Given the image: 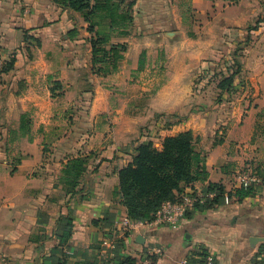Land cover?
Instances as JSON below:
<instances>
[{"label": "crops", "instance_id": "crops-1", "mask_svg": "<svg viewBox=\"0 0 264 264\" xmlns=\"http://www.w3.org/2000/svg\"><path fill=\"white\" fill-rule=\"evenodd\" d=\"M125 3L133 24L113 42L128 51L117 74L100 78L81 13L54 0H0V264H99L111 242L116 264L260 263L264 184L243 201L225 198L243 173L264 169V0ZM237 49L242 71L223 93L219 79L234 65L223 59ZM25 114L32 135L13 138ZM163 118L168 126L155 122ZM141 125H157L158 149L183 132L199 137L208 180L195 187L222 184L221 204L192 211L177 230L124 231L118 174L144 140ZM78 157L89 166L84 191L72 197L56 185ZM150 246L162 255H148Z\"/></svg>", "mask_w": 264, "mask_h": 264}, {"label": "trees", "instance_id": "trees-1", "mask_svg": "<svg viewBox=\"0 0 264 264\" xmlns=\"http://www.w3.org/2000/svg\"><path fill=\"white\" fill-rule=\"evenodd\" d=\"M58 5L71 11L81 13L88 23V40L91 46V73L93 76L106 78L119 72L120 64L128 51V44L114 43V39L129 36L133 18L126 9L125 0H54ZM128 4L127 7H131ZM239 53L234 52L233 68H227L226 74L219 79L218 89L223 93H230L236 77L242 71ZM241 57V56H240ZM14 62H10L3 71L13 69ZM141 60L139 70L142 69ZM31 118L28 114L20 118L18 131L11 133L13 138L31 137ZM200 138L192 132H183L175 137L166 138L162 148L155 147L153 142L140 144L131 156V162L119 171L118 195L122 205L126 208L129 219L133 221H151L167 203H175L188 187L205 183L208 180L206 168V154L198 151ZM88 158L78 157L70 159L63 167L57 187H62L67 195L72 197L82 194L83 182L88 171ZM253 176L264 184V169L258 168ZM259 188L254 186L240 188L227 197H236L243 201L254 196ZM208 193L215 197L198 210L214 209L224 198L225 187L222 184L210 183ZM72 220H67L71 227ZM95 225H98L95 222ZM70 232H65V238ZM116 263V260H115ZM118 264H135L132 259H121ZM193 264V262H191ZM256 264H261L256 262Z\"/></svg>", "mask_w": 264, "mask_h": 264}, {"label": "built area", "instance_id": "built-area-1", "mask_svg": "<svg viewBox=\"0 0 264 264\" xmlns=\"http://www.w3.org/2000/svg\"><path fill=\"white\" fill-rule=\"evenodd\" d=\"M241 187L248 189L252 186L259 188L260 180L249 173H243L240 177ZM215 197L214 193H208L201 187H190V189L184 191L180 196V200L175 203H167L163 208L156 214L151 221H133L131 219L125 220L121 223V227L124 231L135 230L141 226H161L167 227L172 230H177L188 218L189 214L197 210L198 207L206 205L210 200ZM225 200H229L228 197ZM109 251L114 252L116 245L111 242L108 246ZM148 255L150 256H161L162 249L157 246L148 247ZM112 252L101 251L98 256L99 264H116L115 255ZM215 257L210 256L205 259L204 264H215ZM261 264H264V249L260 254ZM183 264H191L189 260H185Z\"/></svg>", "mask_w": 264, "mask_h": 264}, {"label": "rangeland", "instance_id": "rangeland-1", "mask_svg": "<svg viewBox=\"0 0 264 264\" xmlns=\"http://www.w3.org/2000/svg\"><path fill=\"white\" fill-rule=\"evenodd\" d=\"M243 57V53H239V55H238V57H239V59H241V57ZM233 58H234V51L233 52H231L229 55H227L223 60H224V62L225 63H227V62H233ZM224 71H222V72H220V73H223ZM219 74V73H218ZM220 76V75H219ZM242 103H245V102H242ZM246 104L248 105V106H250V107H255V108H257V107H260V106H262V105H260V103L259 102H255V101H250V102H246ZM263 106H264V103H263ZM263 109H264V107H263ZM261 110V109H260ZM171 120V119H170ZM157 124L159 123V124H161L160 126H168V124L170 123V121H169V119L168 118H163V120L161 121V120H156L155 121ZM156 127H157V125L156 126H148V127H146L145 125H141V129H140V137L141 138H143L144 140L142 141V143H145V142H152L151 140L152 139H157L155 136V131L154 130H156ZM142 128H147V131H142ZM153 133V134H152ZM151 134V135H150ZM198 149V148H197ZM50 151V150H49ZM198 151H200L199 149H198ZM201 153H204L205 154V152L204 151H200ZM262 249H264V247L262 248Z\"/></svg>", "mask_w": 264, "mask_h": 264}, {"label": "water", "instance_id": "water-1", "mask_svg": "<svg viewBox=\"0 0 264 264\" xmlns=\"http://www.w3.org/2000/svg\"><path fill=\"white\" fill-rule=\"evenodd\" d=\"M262 241V240H261ZM137 242L139 243V244H141V245H144V239L143 238H138V240H137Z\"/></svg>", "mask_w": 264, "mask_h": 264}]
</instances>
